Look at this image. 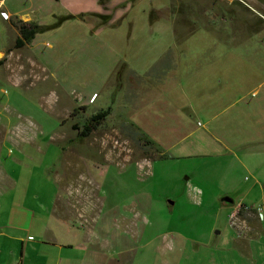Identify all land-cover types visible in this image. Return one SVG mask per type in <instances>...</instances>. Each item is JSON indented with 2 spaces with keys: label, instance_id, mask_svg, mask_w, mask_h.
Returning a JSON list of instances; mask_svg holds the SVG:
<instances>
[{
  "label": "rangeland",
  "instance_id": "1",
  "mask_svg": "<svg viewBox=\"0 0 264 264\" xmlns=\"http://www.w3.org/2000/svg\"><path fill=\"white\" fill-rule=\"evenodd\" d=\"M149 3L168 8L175 27L173 50L180 56L176 74L152 78L153 90L141 93L142 111L152 92L165 99L182 89L190 95L205 77L210 95L239 85L245 92L264 82V0ZM3 4L12 13L0 14V57L14 64L10 68L0 60V181L9 194L29 201L37 197L41 208L60 197L72 224L90 232L88 264H264V222L250 207H221L224 188L211 184L206 156L181 157L175 150L160 156L140 139L130 124L127 96L112 101L109 87L116 92L119 81L123 87V74L119 81L114 76L102 84L108 58L97 59L82 45L86 28L80 18L39 32L31 43L15 48L9 27L11 22L17 27L21 15L54 24L68 11L61 0ZM127 12L129 17L135 10ZM134 34L159 37L143 34V29ZM134 45L141 48L144 42ZM171 67L167 64L165 71ZM239 95L234 91L232 98ZM108 108L102 124L81 134L87 119ZM203 123L202 117H193L188 125L194 130ZM221 170L211 178L217 179ZM228 194L238 202V194Z\"/></svg>",
  "mask_w": 264,
  "mask_h": 264
},
{
  "label": "crops",
  "instance_id": "2",
  "mask_svg": "<svg viewBox=\"0 0 264 264\" xmlns=\"http://www.w3.org/2000/svg\"><path fill=\"white\" fill-rule=\"evenodd\" d=\"M3 1L0 0V9L10 15L12 12L5 8ZM61 1L68 12L60 15V19L67 18L58 27L66 20L80 18L86 28L82 45L88 51L96 52L97 59L101 56L108 58L103 85H108L121 65L126 64L122 71L124 86L116 92L113 86L109 87L112 93L115 92L112 101L116 103L127 96L125 105L131 110L130 124L153 142L160 156L172 150L181 157L189 154L206 156L211 184L224 188L223 198H219L223 202L221 207L228 208V204H233L232 208L235 206L236 210L250 207L255 215L264 210V82L249 90L246 87L245 92V86L239 85L240 89L230 86L220 94L210 95L212 87L206 84L205 77L201 87L198 83L189 90L190 95L182 89L165 99L158 96L160 93L152 92L149 98L146 97L142 111L139 97L144 90H153L149 88L154 82L152 78L161 81L165 74L177 73L174 64L180 55L173 50L175 27L166 15L168 8L161 3L154 6L149 0ZM130 9L135 12L128 17ZM85 15L90 18L85 20ZM20 19L35 21L26 15H21ZM9 28L15 37V48L28 44L17 47L20 31L12 22ZM140 29L143 34H157L159 37H133ZM138 41L144 42L143 47H134ZM2 55L4 53L0 52ZM3 58L6 60L4 65L14 68L12 59ZM167 64L172 66L169 72L165 71ZM234 91L240 92L236 99L232 98ZM95 94L89 95L90 103ZM190 97L192 102L187 103ZM121 114L120 111L119 116ZM193 117L203 118V128L190 129L188 122ZM197 130L191 142L183 143ZM219 168L222 170L216 174L217 179L211 178ZM201 191L205 196V191ZM228 193L238 194V202L234 199L233 202L225 201ZM36 199L29 201L9 194L5 181H0V264H88L87 236L90 232L72 224L67 206L60 197L43 208ZM253 231L249 232L250 236L255 235ZM260 232L263 235L262 230ZM249 241L247 244L252 247V240Z\"/></svg>",
  "mask_w": 264,
  "mask_h": 264
},
{
  "label": "trees",
  "instance_id": "3",
  "mask_svg": "<svg viewBox=\"0 0 264 264\" xmlns=\"http://www.w3.org/2000/svg\"><path fill=\"white\" fill-rule=\"evenodd\" d=\"M66 18L67 17H61V19L58 22L52 25H42L40 23H37L36 21H22L21 20L19 23H17V27L20 31V36L16 40V46L22 47L25 44L32 42L36 34H38L39 32H44V31L53 29L55 27H58ZM125 65L126 64L123 63L120 69L116 73L118 81L121 79L122 71ZM116 88H117L116 89L117 91L121 88L120 81L117 82ZM110 112H111V109L108 108V109H105L101 112L94 114L92 117L87 119L86 123L83 125L81 134L86 135L88 134L90 127L96 128L98 125L102 124V120L105 119ZM139 137L145 144L155 149L153 142L150 139H148L142 132L139 133Z\"/></svg>",
  "mask_w": 264,
  "mask_h": 264
},
{
  "label": "built area",
  "instance_id": "4",
  "mask_svg": "<svg viewBox=\"0 0 264 264\" xmlns=\"http://www.w3.org/2000/svg\"><path fill=\"white\" fill-rule=\"evenodd\" d=\"M1 14L4 15L5 17L10 16V15H8V13H7L6 11H3ZM234 214H235V213H233L232 216H233ZM232 216H231V217H232ZM258 217H259V220H260V221L264 222V210H263V209L260 210V211L258 212Z\"/></svg>",
  "mask_w": 264,
  "mask_h": 264
},
{
  "label": "water",
  "instance_id": "5",
  "mask_svg": "<svg viewBox=\"0 0 264 264\" xmlns=\"http://www.w3.org/2000/svg\"><path fill=\"white\" fill-rule=\"evenodd\" d=\"M224 200L227 201V202H233V199L231 197H229V196H225Z\"/></svg>",
  "mask_w": 264,
  "mask_h": 264
}]
</instances>
